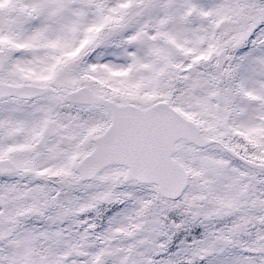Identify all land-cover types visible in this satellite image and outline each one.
<instances>
[{
	"label": "snow or ice",
	"instance_id": "snow-or-ice-1",
	"mask_svg": "<svg viewBox=\"0 0 264 264\" xmlns=\"http://www.w3.org/2000/svg\"><path fill=\"white\" fill-rule=\"evenodd\" d=\"M0 264H264V0H0Z\"/></svg>",
	"mask_w": 264,
	"mask_h": 264
}]
</instances>
